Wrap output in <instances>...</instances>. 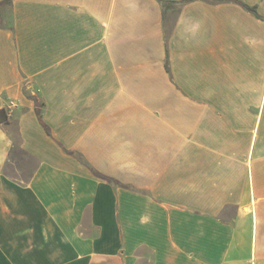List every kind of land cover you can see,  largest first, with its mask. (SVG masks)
I'll list each match as a JSON object with an SVG mask.
<instances>
[{
	"label": "crops",
	"instance_id": "0c3cea01",
	"mask_svg": "<svg viewBox=\"0 0 264 264\" xmlns=\"http://www.w3.org/2000/svg\"><path fill=\"white\" fill-rule=\"evenodd\" d=\"M0 264H264V0H0Z\"/></svg>",
	"mask_w": 264,
	"mask_h": 264
},
{
	"label": "trees",
	"instance_id": "16d2710c",
	"mask_svg": "<svg viewBox=\"0 0 264 264\" xmlns=\"http://www.w3.org/2000/svg\"><path fill=\"white\" fill-rule=\"evenodd\" d=\"M8 1H10V0H8ZM249 9H251V8H249ZM251 10H253V9H251ZM167 68H168V64H167ZM38 115H39L40 121L43 123L42 118H41V115H40V111H38ZM43 124H44V123H43ZM44 126H45V125H44ZM45 127L47 128L48 133H50V132H49V128H48L47 126H45Z\"/></svg>",
	"mask_w": 264,
	"mask_h": 264
}]
</instances>
